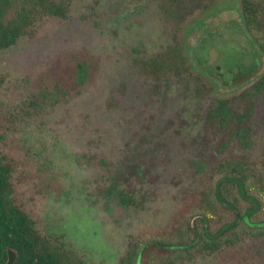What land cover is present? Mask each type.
Instances as JSON below:
<instances>
[{
    "label": "rangeland",
    "instance_id": "rangeland-1",
    "mask_svg": "<svg viewBox=\"0 0 264 264\" xmlns=\"http://www.w3.org/2000/svg\"><path fill=\"white\" fill-rule=\"evenodd\" d=\"M196 13L179 40L216 87L208 98H230L264 66L238 0H76L66 20L45 19L34 39L0 53V123L10 130L3 149L18 163L17 193L43 234L88 264H120L131 237L165 229L229 141L206 131L207 102L193 84L147 77L138 65L173 46L175 23ZM82 51L99 60L96 79L30 116L26 104L40 82ZM263 149L264 94L252 147L231 141L223 156L257 164ZM82 155L94 161L84 165ZM115 186L135 189L138 207L104 195ZM195 264H264V239L245 238Z\"/></svg>",
    "mask_w": 264,
    "mask_h": 264
},
{
    "label": "trees",
    "instance_id": "trees-1",
    "mask_svg": "<svg viewBox=\"0 0 264 264\" xmlns=\"http://www.w3.org/2000/svg\"><path fill=\"white\" fill-rule=\"evenodd\" d=\"M74 1L0 0V53L34 39L43 20H66ZM238 4L246 31L264 62V1L238 0ZM195 17L197 13L189 15L186 22H176L174 45L138 65L147 77H173L193 84L194 97L207 102L206 131L224 134L229 141L218 149L219 157L204 173L200 189L188 194L170 224L162 231L131 237L120 264H195L199 258L214 256L245 238L264 239V149L257 164L243 156H223L231 141L244 151L252 147L257 102L264 94V66L258 75L255 70L250 72L247 85L236 95L208 98L216 87L195 70L179 40V33ZM99 70V60L87 51L66 59L40 82L38 91L27 101L28 114L37 116L50 105L80 96ZM243 77L246 75L239 74L235 81L243 84ZM8 131L0 123V264H88L59 239L45 236L39 221L28 212L17 193L16 187L22 183L18 163L3 149ZM81 159L88 166L94 161L85 155ZM98 163L104 168L110 166L104 159ZM116 187L104 191V195H116L127 208L138 207L135 189Z\"/></svg>",
    "mask_w": 264,
    "mask_h": 264
}]
</instances>
